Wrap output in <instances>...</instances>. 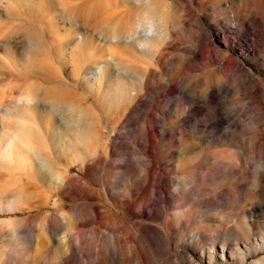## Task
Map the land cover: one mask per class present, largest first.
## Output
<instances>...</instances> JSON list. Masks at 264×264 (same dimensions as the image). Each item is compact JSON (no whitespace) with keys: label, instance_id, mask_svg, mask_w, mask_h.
<instances>
[{"label":"rangeland","instance_id":"obj_1","mask_svg":"<svg viewBox=\"0 0 264 264\" xmlns=\"http://www.w3.org/2000/svg\"><path fill=\"white\" fill-rule=\"evenodd\" d=\"M51 1L50 7V0H0L3 106L40 84L18 68L30 47L19 37L9 42L3 37L32 28L45 41L52 25L55 32L50 33L49 48L67 42L65 31L71 32L72 24ZM252 1L243 12L233 0H166L170 5L162 7L161 23L152 24L154 33L133 41L131 53L125 55L133 66L139 65L134 73L111 67L108 76L114 78L103 84L109 65L99 60L102 69L93 67L97 86L87 90L91 113L115 116L113 96L121 76H134L137 83L147 79V89L143 106L124 110L115 126L99 123L107 140L97 138L98 155L80 161L79 151L67 148L82 146L72 134L75 116L70 111L59 110L57 118L49 112L52 121L44 117L42 108L32 111L31 147L43 153L50 144L66 147L64 162H57L54 170L78 183L53 195L43 185L46 181L37 183L44 203L35 197L30 208V199L17 189L22 169L27 168L23 165L30 159L35 167L51 165L20 145L10 159L0 150V264H264V245L259 243L264 239V139L259 134L264 132V0ZM142 3L153 7L148 0L137 4ZM241 11L260 22H243ZM29 13L31 22L16 20L28 19ZM72 46L52 56L58 65L53 62L54 76L68 86ZM215 70L227 82L223 81L227 97H221V110L216 113L210 104L206 112L186 121L189 100L180 94L182 88L199 94L203 87L197 86L207 84ZM148 71L151 74L144 78ZM19 112L12 119L20 120L23 112ZM227 112L243 115L242 131L223 120L221 114ZM12 119L2 118L0 123L6 126ZM223 153L234 154L241 173L234 168L228 173L215 161L217 155L225 162ZM13 192L19 198L8 207L5 201ZM50 220L60 236H71L75 254H63L54 242L42 247ZM151 229L159 231L160 246L149 245L146 237ZM31 231L35 235L30 242ZM246 251L250 254L243 260Z\"/></svg>","mask_w":264,"mask_h":264},{"label":"bare ground","instance_id":"obj_2","mask_svg":"<svg viewBox=\"0 0 264 264\" xmlns=\"http://www.w3.org/2000/svg\"><path fill=\"white\" fill-rule=\"evenodd\" d=\"M139 1L143 2V0H54L62 10V14L65 16V18H63L72 24L69 25L70 27L72 26L71 32L69 30L65 31V35L68 37L67 42L62 43L63 47L71 44L74 49L72 56V76L70 78L71 84L69 85V89V86L63 79H56L57 77L53 74V72L56 71L55 67L53 69V66L57 63L53 57L60 55L62 52L61 48L63 49V47H54V49L49 48L50 33L52 34L55 32L52 25L50 27L51 32L45 33V41L41 38L42 35H39L40 33H37V31L35 32L32 28L26 31L23 30L19 33L12 32L6 35V37H3L7 40L6 42H9L11 39L14 41L13 38L19 37L30 47L29 55H27L28 57L18 68L22 73L30 75L29 78L32 77L40 82V84L24 91L16 99L10 100L9 104L3 106L4 101L1 100L0 102V120H2V118L12 119V116L14 115L17 117L18 114L16 113L19 111L23 112L22 115L24 113L27 114V117L24 115H21L20 117L19 115L20 120L16 119L15 121V118H13L12 120L14 121L5 122L7 124L6 126H4L1 121V153L7 155L10 159L15 152L19 151L20 147L18 148V146L20 145L23 146L24 149L27 148L26 150H29L28 153H33L32 157L37 156L36 158H38V155L44 157L47 160V166L51 165L50 168H45L43 167V164L40 163L35 167V164L31 159L27 163V166L23 165V168H27L26 170L22 169L23 171L19 176V180H17L20 183V186H18L17 189L20 188L19 191L25 196V199H30L28 204L31 206L30 208H32L33 205L31 199H34L35 197L41 199V202L44 203V199L42 198L43 195H41L43 192L41 190L38 191L40 187L37 186V183L41 185V183L46 181L48 184L43 185L48 193L52 195L60 189H72L78 183L75 179L62 178V173H57L54 170V165H56L57 162H64L63 158L65 154L64 152H66V147L61 149L56 145L57 143L50 144V146L46 148V153H43L42 151L35 152L33 147H31L30 128H33L32 126L34 125L32 123H35L32 111L35 110L36 107L42 108V112L45 115L44 117L51 121L52 119L49 112H52L57 118L58 111L61 109L70 111L71 115L75 116L72 124V134L79 140V143L82 146L75 147L73 144H70L67 148L78 150L79 160L84 161L88 157L98 155L99 151L96 147L97 138L100 139V137H104L107 140L106 133L99 126V123L102 124L101 122H103L107 126H115L122 118L124 110L128 112L129 107L134 104L140 107L143 106V99H145L143 98V93L147 89L145 82L147 79H143L141 80L143 82L138 81L137 83L135 82L137 81L135 80L137 78L134 76L130 78H122L123 76H121L117 79L115 95L113 96L114 102L117 105L114 117H110L107 112L103 114V118L98 117L89 110L90 108L88 105L90 104L87 105L90 101L88 98L90 91L88 92L87 90L93 91L95 86H97L95 80L97 73L93 67L96 66L97 69H102L97 62L101 60L102 63L109 65L108 74H105L102 80L103 84L107 83L106 85H108L114 78L113 76H108L112 72L111 67H115L122 71L129 70L134 73V70H137L139 65L136 66L135 63V66H133V60L131 59V62L130 58L128 59L125 55L131 53L133 49V47H131L133 46V41L140 37L148 39V37L154 33V31L152 32V24H155L156 22L161 23L162 14L164 13L162 7H168L170 5L166 0L164 2H162L163 0H148L153 7L147 8V6H149L148 3L138 5L137 3ZM50 2L51 7L53 1L50 0ZM232 3L233 5L241 6V10L244 12L247 6L252 5L254 1L233 0ZM103 6H105L106 9L100 10ZM23 9L27 10V7L23 5ZM139 11H142L143 13H141V15L140 13L137 14ZM242 11L240 12L241 15L243 14ZM143 14L145 17L142 16ZM138 16L139 19L137 18ZM239 16L238 18L242 17L243 22L246 21L250 25H257L260 22L258 18L253 15L243 14L242 16ZM32 17L33 16L29 13L27 17L28 19L18 18L16 20L31 22ZM77 23H80V25H77ZM49 49L52 51L48 53ZM83 49H88V51L84 52ZM55 65L58 66L57 64ZM150 72L151 71L146 72L144 78H147L148 74H151ZM118 73V75H124V73ZM223 81L226 82L224 76L221 75L218 70H215L214 75L210 76L209 79L207 78V84L204 86L203 84L202 86H197L199 88L203 87L199 94H193V91L189 87H186L185 89L182 88L180 94L183 98H188L189 102L187 104V109L190 111L184 113L183 119L188 122L196 119L199 114L206 112V108L210 104H214L217 108L216 113L219 109L221 110V97H227V88ZM167 82L168 84H171L172 81L168 80ZM210 82L213 84L212 86H209ZM8 115H11V117H8ZM221 117L223 120H226L227 123H231L233 127L242 131L244 127L242 114L234 115L227 112L223 115L221 114ZM246 133L249 134L248 132ZM259 134L263 140L264 132L262 133L259 131ZM47 136L48 139L53 141L52 133H48ZM24 139L25 141L27 140L26 143ZM242 147H245L244 143H242ZM49 156H51V158ZM223 157L226 159L225 162L217 155H215V161L222 164L228 173H233V168L241 173V170L235 161L234 154L227 156L223 153ZM150 194L154 196V191H151ZM18 198V193L13 192L12 196L9 197L8 200L6 199L5 204L9 207ZM133 206H135L137 211V208L139 207L137 203ZM152 207H154V204H152ZM261 210H264V208L261 207ZM46 229L44 231L45 234L42 237V242H44V245H42L43 248H47L48 244L54 242L58 244V247L63 254L69 252L72 254L76 253L77 249L71 243V236H60L59 229L56 228L55 223L51 220L48 221L46 223ZM50 231L53 232L51 233ZM157 232H159L157 229H151L150 234L146 237L149 245L152 247L160 246L163 242L160 237H157ZM14 235L17 237V234ZM34 235V231H31L30 242L33 241ZM259 243L260 246H263L264 239L259 240ZM249 254V251L242 253L241 258L245 260Z\"/></svg>","mask_w":264,"mask_h":264}]
</instances>
